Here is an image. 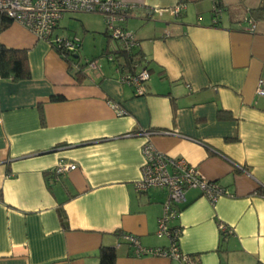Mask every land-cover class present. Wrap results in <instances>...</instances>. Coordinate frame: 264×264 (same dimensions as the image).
<instances>
[{
  "label": "crops",
  "instance_id": "obj_1",
  "mask_svg": "<svg viewBox=\"0 0 264 264\" xmlns=\"http://www.w3.org/2000/svg\"><path fill=\"white\" fill-rule=\"evenodd\" d=\"M121 1L184 4L177 16L150 18L141 8L124 22L149 70L142 95L106 60L113 44L97 13L80 12L84 36H103L82 60L79 50L82 63L98 64L84 66L81 82L48 40L16 21L0 30L1 45L27 52L30 76L0 79V264H95L103 244L115 247L114 264H183L136 256L122 237L134 235L143 248L171 243L156 235L168 190H134L139 132L151 129L159 130L149 138L157 151L185 159L228 192L211 202L185 190L168 222L180 229L179 250L194 264H264V96L255 89L264 80V18L252 15L264 0ZM72 15L62 16L56 35L76 36ZM58 162L76 168L54 180ZM220 224L232 233L222 235Z\"/></svg>",
  "mask_w": 264,
  "mask_h": 264
},
{
  "label": "built area",
  "instance_id": "obj_2",
  "mask_svg": "<svg viewBox=\"0 0 264 264\" xmlns=\"http://www.w3.org/2000/svg\"><path fill=\"white\" fill-rule=\"evenodd\" d=\"M147 10V16L152 18L156 13L161 16L165 11L177 16L184 10L183 3L165 8H150L143 5L126 4L121 0H0V15L9 17L13 21L21 23L29 29L37 39L48 40L50 46H60L68 52H77L79 40L75 36L63 37L56 35L55 31L59 20L65 13H97L101 15L105 31L111 39L112 49L106 52L105 58L116 65L117 71L123 82L133 88L136 95L144 94L146 81L149 79V70L146 66L145 58L136 61L130 71L129 67L123 66L119 53H135L138 51L139 42L130 30L124 28V22L129 18L132 10ZM221 8L214 6V14L219 13ZM214 22L216 18L214 17ZM248 30H255L253 17L246 16ZM52 47V46H51ZM87 68L95 70L98 67L97 61L85 60ZM121 62V63H120ZM256 93L264 96V80L259 79L256 84ZM117 113H120L117 109ZM158 131L146 130L140 132L144 137L141 146L143 162L140 166V176L135 183V192L145 193L149 188H165L168 190V197L164 202L163 216L158 220L156 235L158 237L167 236L171 243L168 247L143 248L139 240L130 233L123 234L122 237L133 248L136 256L145 254H155L169 258L179 259L183 264H194L193 258L179 250L178 236L180 229L172 228L168 222L178 214L177 206L185 201V190L187 188L199 189L209 201L215 202L217 198L228 194L224 187L219 186L215 181L205 180L200 177L194 166L189 165L185 159L169 157L157 151L150 143V135ZM236 168L242 169L235 164ZM76 168V164L69 162H58L52 168L53 179L58 180L65 172ZM222 235L231 234L232 229L225 224L219 225Z\"/></svg>",
  "mask_w": 264,
  "mask_h": 264
},
{
  "label": "trees",
  "instance_id": "obj_3",
  "mask_svg": "<svg viewBox=\"0 0 264 264\" xmlns=\"http://www.w3.org/2000/svg\"><path fill=\"white\" fill-rule=\"evenodd\" d=\"M252 15L255 18H264V8H258L252 12ZM0 30L5 28L9 22L13 21L11 18L4 17L0 15ZM106 36L108 34L105 31ZM108 39L111 42L110 37ZM80 45V44H79ZM52 49L56 51L59 56L68 64L70 72L73 74L75 79L78 82H81L86 76L84 73V66L87 64L86 61H80L79 50L77 52H68L64 49H61L60 46L51 45ZM109 50H107L108 52ZM119 57L123 66L129 67L130 71L134 65V63L142 56L139 51L135 53H119ZM90 59H87V61ZM92 60V59H91ZM120 62V63H121ZM147 66V63H146ZM29 69L27 64V52L24 49H16L12 47H6L0 44V79L4 78H12L15 80H23V78H29ZM134 93V92H133ZM135 94V93H134ZM136 95V94H135ZM51 99L60 101L62 100V96H51ZM40 121L43 123V113L40 111ZM151 131H156L152 130ZM140 133V132H139ZM262 195L264 197V189H261ZM97 262L95 264H114L116 260L117 253L115 252V247L108 245H101L97 250Z\"/></svg>",
  "mask_w": 264,
  "mask_h": 264
},
{
  "label": "rangeland",
  "instance_id": "obj_4",
  "mask_svg": "<svg viewBox=\"0 0 264 264\" xmlns=\"http://www.w3.org/2000/svg\"><path fill=\"white\" fill-rule=\"evenodd\" d=\"M72 19L69 21V28L72 30V32L76 33V38L79 40L80 46V55H81V60L84 58V55H91L94 52V48L98 46V40L99 37H103L100 34H96L95 38L91 37V35L84 36L85 31H83L82 26L80 25V18H81V13H73ZM68 28V29H69Z\"/></svg>",
  "mask_w": 264,
  "mask_h": 264
}]
</instances>
